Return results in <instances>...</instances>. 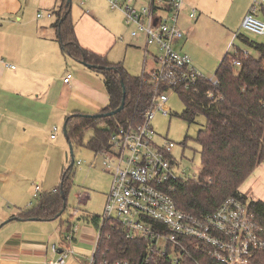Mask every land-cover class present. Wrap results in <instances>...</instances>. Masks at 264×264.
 <instances>
[{"label":"crops","instance_id":"0c3cea01","mask_svg":"<svg viewBox=\"0 0 264 264\" xmlns=\"http://www.w3.org/2000/svg\"><path fill=\"white\" fill-rule=\"evenodd\" d=\"M61 1L0 0V264H47L55 257L48 236L55 219L13 217L37 203L35 184L45 192L49 177L60 169L62 140L58 134L51 136L54 127L63 128L74 113H99L110 101L103 75L61 48L56 25ZM210 1L184 0L178 23L183 38L177 48L200 72L207 71L210 62L219 65L251 8V0L230 1L241 4L240 12L222 23L212 17ZM84 5L72 14L80 45L140 76L135 71L142 69V55L144 66V35L133 36V26L107 0H87ZM192 8L197 11L194 18ZM130 52L137 55L133 62L127 57ZM68 73L72 77L65 82ZM36 176L42 182L34 181ZM240 190L248 198L264 200V162ZM84 226V236L97 238L91 222ZM87 245H76L74 252H90Z\"/></svg>","mask_w":264,"mask_h":264},{"label":"built area","instance_id":"2783aa9c","mask_svg":"<svg viewBox=\"0 0 264 264\" xmlns=\"http://www.w3.org/2000/svg\"><path fill=\"white\" fill-rule=\"evenodd\" d=\"M79 1L84 4L87 0ZM107 1L111 9L124 14L127 25L133 26V36L144 35L146 47L141 79L154 87L150 107L140 118L109 131L107 144L96 152L111 174L112 182L88 264H95L103 226L110 219L121 224L126 237L147 241L145 261L148 264H159L165 255L172 264H179L192 256L193 251L206 253L223 264H264L258 253L264 252V229L249 201L230 196L210 213L195 215L184 211L177 205L173 192L177 180L190 178L178 173L179 164L171 153L176 143L168 139L159 144L156 140L158 134L152 121L158 111L169 114L168 93L180 87L189 88L206 78L194 66L192 58L177 48V42L183 38L178 23L184 0ZM260 1L254 0L242 27L264 34V20L256 15V3ZM196 15V9L192 8L190 16ZM152 46L155 51L150 49ZM233 47L236 46L232 42L230 49ZM230 52L235 55L233 65L236 67L250 54L239 47ZM150 56L154 66L147 70ZM71 77L68 73L64 81L68 82ZM210 80L217 83L216 78ZM208 95L213 96V92L209 91ZM57 131L55 126L51 136L55 137ZM40 191L41 185L36 183L34 196L38 197ZM75 240L76 227L64 235L60 243L51 245L55 257L47 264H66V259L74 253ZM115 264L129 263L118 260Z\"/></svg>","mask_w":264,"mask_h":264},{"label":"trees","instance_id":"16d2710c","mask_svg":"<svg viewBox=\"0 0 264 264\" xmlns=\"http://www.w3.org/2000/svg\"><path fill=\"white\" fill-rule=\"evenodd\" d=\"M71 8L67 0H62L57 12L61 48L78 61L96 65L91 68L103 75L110 101L100 112L116 109L124 99L123 109L114 115L90 117L85 113H74L67 117L68 141L72 145L81 144L86 131L93 129L88 145L97 152L107 144L109 131L140 118L150 107L154 85L143 82L141 75H131L121 63H111L105 56L82 47L74 32ZM237 35L254 46L259 56L249 54L236 67L233 65L235 55L227 51L215 72L216 84L206 77L189 88L180 87L176 91L186 106L181 116L190 122L198 114H203L206 122L196 138L202 147L199 176L177 180L173 195L181 209L195 215L216 210L230 196L242 197L249 201L264 229V200L248 198L240 190L256 166L264 162V44L251 41L240 32ZM209 91L213 96L208 95ZM101 122L104 124L100 125ZM76 164L74 160L64 170L60 187L50 192L40 191L37 203L21 211L17 217L43 220L60 217L67 205V192ZM83 219L96 229L101 223V215H86ZM102 233L95 264H115L118 260L148 264L145 261V239L126 237L121 224L114 219L104 223ZM258 253L264 259V252ZM104 260L107 263H103ZM159 264L172 263L165 255ZM179 264L223 263L206 253L193 251L192 256H187Z\"/></svg>","mask_w":264,"mask_h":264},{"label":"rangeland","instance_id":"374dc122","mask_svg":"<svg viewBox=\"0 0 264 264\" xmlns=\"http://www.w3.org/2000/svg\"><path fill=\"white\" fill-rule=\"evenodd\" d=\"M232 0H211L210 10L212 11V17L218 22H225V18H235L241 8L240 3L230 2ZM87 2V1H86ZM254 0H251V6ZM257 4V17L264 18V0H261ZM85 8L84 4H81L79 0L72 1V14L74 10L80 11ZM241 34L247 37L249 40L264 44V34H257L241 28L238 30ZM230 43V42H229ZM236 47L246 50L250 55L254 57L259 56V52L256 48L250 45L248 42L240 37H237L233 42ZM228 48V50H234ZM155 51V47L150 48ZM130 62L137 59V55L130 52L127 55ZM126 57V59H127ZM143 55L141 57V67L137 74H142L143 72ZM124 66V64L121 62ZM152 57L148 59V69L152 68L153 65ZM207 71H201V73L208 78H215L216 68L218 67L213 62L209 63ZM169 99L166 102L167 106L170 107L169 114L164 115L162 111H158L153 118L152 125L155 132L158 134L156 140L159 144H163L165 140H172L176 144L171 149L172 155L175 157L178 165V173L184 175L188 178H196L202 169L201 160V144L196 140L197 134L200 129L205 126V116L203 114H198L193 121H188L181 116V113L185 110L186 106L180 97L174 91L168 93ZM104 121V120H103ZM105 122V121H104ZM101 122L100 125H103ZM94 133L93 129L86 131L83 137V143H74L73 152H71L70 142L68 141L64 130L58 127L57 134L62 140V147H60V169L57 175L49 177L50 180L47 182L46 192L53 191L55 188L60 187L61 177L64 170L69 166L72 157L74 160H81L82 162L77 163L74 167L73 173L71 175V183L67 192V205L63 213L53 221L52 226H50L51 235L49 236V243L52 245L55 243H60V239H64V235L69 233L76 227V240L74 241L72 247L75 249L76 245L88 244L92 249L90 252L79 251L72 253L70 257L66 259V264H88L89 258L93 253L94 246L96 244V238H88L84 236L86 234V229L83 216L86 215H102L105 209L107 194L111 187L112 176L106 170L102 163V158L96 152H94L89 147V140ZM34 181H39V177H34ZM39 178V179H37ZM52 178V179H51ZM84 194V195H83ZM37 201V197L33 198V202ZM81 218V221L79 220ZM94 226V225H93ZM95 230L96 227L94 226ZM60 241V242H59ZM63 242V241H62ZM88 255V256H87ZM52 255L50 254V258ZM88 257V259H87Z\"/></svg>","mask_w":264,"mask_h":264},{"label":"water","instance_id":"95a60500","mask_svg":"<svg viewBox=\"0 0 264 264\" xmlns=\"http://www.w3.org/2000/svg\"><path fill=\"white\" fill-rule=\"evenodd\" d=\"M72 1H73V0H67V3H68L69 5H72ZM80 62L83 63L84 65H87L88 67H96V65H91V64L87 63L85 60H81ZM123 107H124V99L122 100L120 106L117 107V108L114 109V110L105 111V112H100V113H94V114H84V115H86V116H90V117H97V116H102V117H103V116H110V115H114V114H116L117 112L121 111V110L123 109ZM63 130H64V133H65L67 139H68V125H67V121H65V123H64V125H63ZM70 148H71V152H73V146H72L71 143H70ZM72 158H73V157H72ZM73 162H74V158L72 159L71 164H73ZM62 192H63V191H62ZM13 218L20 219V218L17 217V216H16V217H13ZM11 219H12V218H11ZM11 219H9V220H11Z\"/></svg>","mask_w":264,"mask_h":264}]
</instances>
